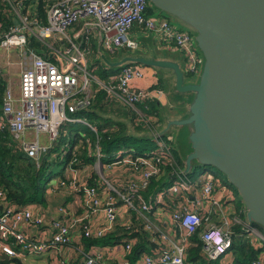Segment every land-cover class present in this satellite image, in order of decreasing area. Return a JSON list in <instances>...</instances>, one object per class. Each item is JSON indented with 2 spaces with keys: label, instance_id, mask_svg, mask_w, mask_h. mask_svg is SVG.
<instances>
[{
  "label": "built area",
  "instance_id": "2783aa9c",
  "mask_svg": "<svg viewBox=\"0 0 264 264\" xmlns=\"http://www.w3.org/2000/svg\"><path fill=\"white\" fill-rule=\"evenodd\" d=\"M49 1L45 24L29 14H21L18 26H9L0 33V47L18 49L22 60L18 95L9 88L3 94L2 128H7L17 138L29 127L36 135H46L48 144L45 146L38 139L20 142L32 159L38 160L50 149L62 125L87 124L74 114L88 108L94 85L106 91L136 118L142 116L141 111L148 110L147 104L155 98L150 89L135 84L145 78L141 68L125 66L107 83L93 76L87 67L85 51V41L89 37L107 54L115 55L121 49L131 52L139 49L138 42L128 36L133 28L150 32L158 42L173 45L182 53L188 75L198 72L200 56L192 36L163 17L147 14L146 0ZM80 21L81 28L69 37L66 31ZM91 32L92 36L89 35ZM47 40L53 44H48ZM42 47L48 52L41 50ZM156 94L158 99L162 92ZM143 123L150 133L157 132L150 117ZM153 139L158 145L156 154L132 158L119 152L106 166L110 170V179L104 174L100 178L95 166L98 179L91 186L84 181L86 175L81 182L78 170L68 166V178L58 179L51 192L61 189L73 192L76 196L71 203L80 205L83 210L78 214L74 213L75 209L62 204L16 207L4 201L0 191V257L16 258L22 264H46L49 258L55 264L78 259L83 264H184L190 238L199 231L201 253L209 263L229 253L236 235L231 228L240 225L241 232L259 245L255 248L259 250L258 257L251 264H264L262 234L243 220L239 221L236 215L225 218L220 225L211 223L210 215L220 211L218 207L209 210L205 216V205H216L212 193L219 185L212 176L203 174L198 179V188V184L179 172L167 189L154 194L151 202L144 198L142 192L147 191L151 180L161 174V167L171 166L174 162V155L167 146L159 138ZM96 156V165H101L98 146ZM131 211L139 214V226L150 233V242L158 245L159 250L143 254L135 263L127 258L133 240L125 242L121 248L93 247L89 252L83 251L82 237L100 239L114 232L117 226L129 228ZM160 226H164V230Z\"/></svg>",
  "mask_w": 264,
  "mask_h": 264
},
{
  "label": "water",
  "instance_id": "95a60500",
  "mask_svg": "<svg viewBox=\"0 0 264 264\" xmlns=\"http://www.w3.org/2000/svg\"><path fill=\"white\" fill-rule=\"evenodd\" d=\"M146 1L192 36L202 65L198 81L186 82L180 63L154 55L113 61L101 55V64L164 70L174 80L175 100L192 95L183 116H165L162 131L149 135L159 138L171 127H187L191 150L182 174L190 173L192 161L217 169L237 191L244 222L264 229V0Z\"/></svg>",
  "mask_w": 264,
  "mask_h": 264
},
{
  "label": "trees",
  "instance_id": "16d2710c",
  "mask_svg": "<svg viewBox=\"0 0 264 264\" xmlns=\"http://www.w3.org/2000/svg\"><path fill=\"white\" fill-rule=\"evenodd\" d=\"M44 4L40 0L36 18L45 24L46 12ZM146 13L151 14L152 10L148 7ZM9 25L10 23L7 24L6 28ZM119 51V57L130 55L131 53V51L126 49ZM100 65V67H96L93 64L89 72L102 83L109 82L110 77L117 75L120 70V68H109L101 64V62ZM5 89L3 82H0V108ZM149 104L152 111L157 109L156 102L152 101ZM113 105L114 102L110 95L94 85V95L88 108L79 110L74 114L75 117L82 119L87 124L66 123L62 125L58 138L37 161L24 152L20 142L16 140L7 128H2L0 110V191L4 195V201L16 207L26 205L46 206L49 203V197H51L49 190L52 183L55 179L65 180L68 178V166L78 171L89 169L90 174L85 176L84 181L86 185L91 186L98 179L93 168L97 161V146L101 154L99 161L104 171H106V166L110 165V158L116 157L119 152H122V156L130 155L132 158L156 154L158 150L141 154L137 150L132 149V144L140 141L142 137L131 135L125 124L114 123L109 118L104 117L114 112ZM132 114L131 120H129L131 126H133L134 130L142 131L145 124L136 122L138 121L136 115ZM123 116H128V114L123 113ZM183 169V164L174 157L172 165L162 166L161 174L151 180L147 191L142 192L144 198L151 202L154 194L163 188L167 189L172 180ZM193 182L196 185L198 184V180ZM197 187L199 188L200 185L198 184ZM0 203H2L1 200ZM0 211H2L1 205ZM130 222L129 228L117 226L114 232L108 233L100 239L82 237L80 246L83 251L89 252L93 247L98 249L107 247L121 248L120 246H124L125 242L133 240V246L127 255V258L132 263L137 262L143 254H150L160 249L158 245L150 242V233L139 226L141 217L137 212L131 211ZM160 228L164 230V226H160ZM231 229L236 232L229 250V252L233 253L232 264H251L258 257L259 250H255L244 237L245 234L241 232L240 225H233ZM198 234L199 231L190 238V245L186 251L184 264H208L201 253V242ZM6 263L7 261L2 260L0 257V264ZM46 264L55 263L52 258H49ZM65 264H83V261L79 259L70 260Z\"/></svg>",
  "mask_w": 264,
  "mask_h": 264
},
{
  "label": "crops",
  "instance_id": "0c3cea01",
  "mask_svg": "<svg viewBox=\"0 0 264 264\" xmlns=\"http://www.w3.org/2000/svg\"><path fill=\"white\" fill-rule=\"evenodd\" d=\"M42 1L43 3H45L44 10L45 12H47V9L50 5V1L49 0H42ZM39 6H40V0H0V33L2 31H6L7 29L6 26L8 23H10L9 26H12V27L18 26L20 23L19 15L21 14H29L31 18L36 19L37 8ZM132 39L137 41L136 37H133ZM151 41L152 43L148 45L146 49H144V47L140 49V42L137 41L139 44V47H138L139 49L136 51H132L130 55H132L133 53L146 54L147 57H149L150 55H154L155 58L157 59H166L169 61H175V62L180 63V65H181V62H184L182 53L178 49H176L173 45H167V44L160 43L154 37L151 39ZM32 46L34 47L33 44ZM119 53L120 51L116 53L115 55H109L110 56L109 59L112 61L117 60L119 58L118 56ZM113 56H116V57L113 58ZM13 58H15L16 60H14ZM21 61H22L21 55L18 49L4 50L0 47V82H3L5 88H9L14 94H16V92L14 91H16V89L18 90L19 75L21 71V65H20ZM137 68H141L142 70H145V78L141 81H136L135 84L137 86L145 87L148 90L150 89L152 93H155V94L157 91H161L162 93L167 95L169 101L173 103L171 111L169 112V114H167L169 118H178L180 116H183L186 113L190 96L189 95L181 96V100H175V98L173 97L174 93L172 91L173 89L172 85L174 84V80L172 77L169 76L170 73L162 72V75L160 77L158 76V73H156L155 69H151V68L140 66V65H137ZM15 76L18 77L17 80ZM160 79H164L166 81V90H163L162 83H161L162 80L159 82ZM160 100H158L157 98H153L150 102L152 101L156 102L157 103L156 107H157L159 106V104L161 105L162 103L160 102ZM147 105L149 109L150 104L148 103ZM123 111H125V113L128 114V116H124V118L127 120L131 119L130 113L124 109ZM155 111L156 110H154L151 114H148V117L154 120V124H157L158 119L156 117ZM40 135H43V137L44 136L46 137L45 134L40 133L39 135H31L27 137V139L31 141L33 138L34 140L35 139L39 140ZM41 145L45 146L47 144L41 143ZM85 170L86 169L82 171H77V176L79 180H81V182L84 177ZM86 171L90 172L89 169H87ZM68 175L69 173L67 174V177ZM57 180L58 179H55L54 182L52 183L51 188L49 190V194L50 196H55V194L57 193H59V195L63 193L64 195H66V198L64 199L65 204H69L72 200L75 199L74 197L76 195L73 192L69 191L68 189H61L59 192L56 191L55 193L51 192V189L54 188V185ZM212 196H213L214 201L216 202V205L214 206L213 204H209V203L206 204L205 211H204L205 216H207L208 213L212 211V209L214 208L218 207L220 211H215V213L212 212V214L210 215L211 223L220 225L225 218H228L229 215H230V218L228 219H231L236 215V213L242 214L243 208H239V206H236V204L234 203L235 197H234L233 192L229 188H227L224 184L222 186L220 185L216 186L215 190L212 193ZM76 202L79 205L78 200H76ZM65 204H62V205H65ZM47 205L52 206L50 204H47ZM52 207H55V206H52ZM81 211L83 210L79 205L78 208H75L74 213L78 214ZM204 212H202V215L204 214ZM251 245L254 249L259 246L258 244H255V242L252 243ZM1 258L2 260L7 261L6 264L15 263L9 259H5L3 256ZM232 262H233V259L230 256V264H232Z\"/></svg>",
  "mask_w": 264,
  "mask_h": 264
},
{
  "label": "rangeland",
  "instance_id": "374dc122",
  "mask_svg": "<svg viewBox=\"0 0 264 264\" xmlns=\"http://www.w3.org/2000/svg\"><path fill=\"white\" fill-rule=\"evenodd\" d=\"M151 15H157V10L153 9ZM162 15L165 18H167L168 21H170V22L172 21L171 19H173V17H171L167 14L163 13ZM81 26H82V21L75 23L73 26H71V28H69L66 31V34L69 37H71L72 33L79 30L81 28ZM177 26L179 27V25H177ZM177 26H175V27L177 29H179ZM182 29H185V28H182ZM183 32H185V31H183ZM92 34H93L92 32L89 33L90 36H92ZM128 36L130 38L136 37L137 41L140 42V49L142 47H144V49H146V47H148V45H150L152 43L151 39L153 38V36L150 32H141L139 29H136V28H133L132 30H130L128 32ZM47 43L51 44V45L53 44V43H51V40H47ZM55 45L57 47H60L57 45V43ZM65 47H67V44H65ZM42 48L43 49H41V50L48 52V50H46L45 47H42ZM61 49H63V47ZM85 49H86L85 50L86 51V58H87V62H88V64H87L88 69H90V67H92L93 64H95L96 67L101 66L100 65L101 55H104L106 58L107 57L110 58L109 54H107L104 50H102V49L98 50V43L96 42V40L94 41L90 37L85 41ZM133 54H137V53H133ZM141 55L147 56L146 54H141ZM115 57L116 56H113V58H115ZM13 59L16 60L15 58H13ZM124 66L125 65H123V67ZM181 68L184 71L186 82H197L198 81V78H199L198 75H188L187 74V72L185 71L183 62H181ZM201 69H202V65L200 66V69H199L200 72H201ZM148 70H150V69H148ZM161 71L164 72V70L156 69V73H158V76H160V77L162 75ZM15 78H16V80L18 79L17 76H15ZM161 83H162L163 90H166V81L164 79H162ZM14 92H16V95H18L17 89ZM152 95L155 98H157V96H158L155 93H152ZM191 96H190L189 100H191ZM112 100L114 102V105L112 106L114 112L110 113L108 116L105 115L104 117L109 118L110 121H112L114 123L125 124L131 135H134L135 137H142V139L140 141L132 144V147H133L132 149L137 150V152L141 153V154L157 151L158 145L155 142V140L149 135V131L147 129H142V131L134 130L133 126H131V124L129 122V120H131V119L127 120L123 116V113H125V111H123L122 108H124V107L121 105H118V103L116 102V99H112ZM158 100H160V102H162V103H161V105L157 106V109L155 111L156 117L158 119L156 126H157L158 131L161 132L162 129L166 126L165 116H168L167 114H169V112L171 111L173 103L169 101L167 95H165L164 93H162V95H159ZM124 109H126V108H124ZM126 110H128V109H126ZM152 112L153 111L151 110V108H149L147 111L143 110V111H141L142 116L137 115L138 116L137 119L139 121L143 122L145 119H147L148 114H151ZM117 113H119L120 115ZM136 122H138V121H136ZM91 129H93V128H91ZM34 131L35 130L33 128L29 127L23 132V134L19 138H17V137H15V138L18 142L31 141V140H28L27 137H29L31 135H36V133ZM141 134H143V135H141ZM46 138L47 137H45V136L43 137V135H40L39 136V142L44 143V144H48V141ZM187 138H188L187 127H171L168 130V132H166L165 134L161 135V137H159V140L167 146V148L173 153V155L177 159V161H180L183 164V163H185V160L187 158L186 157L187 154L191 150L190 144H189ZM32 141H34V138L32 139ZM35 161H37V160H35ZM96 164H97V162H95V164H94V170L96 172V169H95V166H96V168L98 169V176L100 178H103V174H104V176L106 175V177H108L110 179V170H108V168H106L107 170L104 171L103 168L101 167V165H99V164L96 165ZM86 170H85L84 176L90 174ZM203 174H207V175L212 176L215 179V181L218 182V185L224 184L227 188H229L234 194V197H235L234 203L236 204V206H239V208H243V204L240 200V197H239L237 191L226 182L225 177L217 169H215L213 167L201 166V165L197 164L196 161H192L191 166H190V173L186 176H187L188 180L193 182V181L198 180ZM65 198H66V195H64L63 193H61L60 195H59V193H57V194H55V196L49 197V203L48 204H50L52 206H60V204H65V200H64ZM65 205H68V207H67L68 209L78 208L74 203H71V202L69 204H65ZM39 206H42V205H39ZM43 207H46V206H43ZM242 215L243 214L236 213V217L239 221L243 220ZM228 218H230V215L228 216ZM250 225H251V228H254L255 230L258 231L259 234H262L264 236V229H262L260 226H258L256 224H253V225L250 224ZM244 237L250 243H254V242H252L253 239L251 236L245 234ZM106 249H109V247H107ZM230 256L233 259V253L232 252H229L224 258H220L219 260H217L215 262H209L208 264H230Z\"/></svg>",
  "mask_w": 264,
  "mask_h": 264
}]
</instances>
